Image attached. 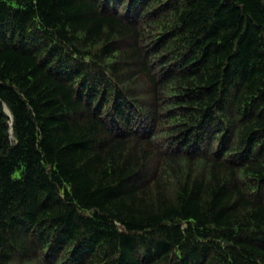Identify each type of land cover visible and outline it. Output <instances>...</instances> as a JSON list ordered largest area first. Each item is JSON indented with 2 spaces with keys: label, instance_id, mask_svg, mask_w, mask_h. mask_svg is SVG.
I'll list each match as a JSON object with an SVG mask.
<instances>
[{
  "label": "trees",
  "instance_id": "obj_1",
  "mask_svg": "<svg viewBox=\"0 0 264 264\" xmlns=\"http://www.w3.org/2000/svg\"><path fill=\"white\" fill-rule=\"evenodd\" d=\"M0 264H264V0H0Z\"/></svg>",
  "mask_w": 264,
  "mask_h": 264
}]
</instances>
